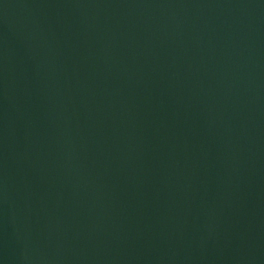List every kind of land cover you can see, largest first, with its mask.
<instances>
[{"label":"water","instance_id":"95a60500","mask_svg":"<svg viewBox=\"0 0 264 264\" xmlns=\"http://www.w3.org/2000/svg\"><path fill=\"white\" fill-rule=\"evenodd\" d=\"M0 264H264V0H0Z\"/></svg>","mask_w":264,"mask_h":264}]
</instances>
